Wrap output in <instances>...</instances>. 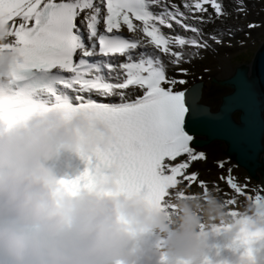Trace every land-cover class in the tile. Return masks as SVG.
<instances>
[{"label": "snow or ice", "instance_id": "6c2138e0", "mask_svg": "<svg viewBox=\"0 0 264 264\" xmlns=\"http://www.w3.org/2000/svg\"><path fill=\"white\" fill-rule=\"evenodd\" d=\"M234 11L246 14L242 3ZM230 15L218 0H183V9L165 0H0V54H12V78L22 79L29 70L57 73L56 82L74 105L57 97V106L87 111L111 130V143L82 154L88 167L75 179L60 181L66 191L90 189L114 169L123 192L143 194L149 203L161 205L169 190L183 183L222 194L233 215L239 212L238 198L264 215V187L239 183L229 161L220 160L217 167H227L220 179L232 194L218 184L210 187L191 170L207 160L196 147L192 123L224 116L202 103L203 84L189 86L192 73L183 65L203 60V53L216 54L214 46L231 47L224 37L234 35L232 29L208 30ZM196 79L202 82L204 76ZM17 99L19 108L0 111L9 126L34 109L19 94ZM261 240L264 231L242 228L234 247H243L251 260L252 246Z\"/></svg>", "mask_w": 264, "mask_h": 264}, {"label": "clouds", "instance_id": "9594fccd", "mask_svg": "<svg viewBox=\"0 0 264 264\" xmlns=\"http://www.w3.org/2000/svg\"><path fill=\"white\" fill-rule=\"evenodd\" d=\"M11 66L12 54H0L3 112L20 107ZM111 142L102 121L73 107L35 106L11 126L0 120V264H130V241L152 231L164 237L168 264H196L209 232L229 234L234 245L242 228L264 231L260 209L247 205L233 215L214 190L184 187L169 212L143 194L123 192L114 169L94 187L68 192L60 181L73 179H58L48 167L59 150L82 157ZM257 242L251 260L235 247L239 264H261Z\"/></svg>", "mask_w": 264, "mask_h": 264}, {"label": "water", "instance_id": "95a60500", "mask_svg": "<svg viewBox=\"0 0 264 264\" xmlns=\"http://www.w3.org/2000/svg\"><path fill=\"white\" fill-rule=\"evenodd\" d=\"M213 83L231 92L221 98L217 109L224 116L222 121L192 123L196 147L221 142L225 155L264 187V41L250 67L241 66L225 81ZM201 137L205 140L198 139Z\"/></svg>", "mask_w": 264, "mask_h": 264}, {"label": "bare ground", "instance_id": "6f19581e", "mask_svg": "<svg viewBox=\"0 0 264 264\" xmlns=\"http://www.w3.org/2000/svg\"><path fill=\"white\" fill-rule=\"evenodd\" d=\"M165 2H168L169 4H172V3L177 4L179 7H181V9H183V0H165ZM247 5L249 7H254V3L252 2L250 3L248 2ZM206 6L207 5H205V7ZM209 10H212L211 7L209 8ZM211 14L214 15V13H211ZM218 22L219 21H217V23ZM248 22L249 23H247V25L250 23L254 24L253 20H250ZM210 27L208 30H210ZM230 27H231L230 29H232L234 32V36L233 35L231 37L225 36L224 41H225V44H231V47L214 46L216 47V54L206 52V53H203L205 57L203 60L194 61L191 65H187V64L183 65V67L188 68L189 71L192 73L191 76L187 77V79L189 80V86H191L193 82L203 84V96L209 89L210 85L213 83V80L225 81L232 75L234 70L231 68V66L228 63L230 56L233 53H235V51L237 50V46H236L237 43H243V44L247 43L246 41H248L254 33L253 31L254 28L252 29L247 28V29L241 30V28L238 27L236 24ZM247 67H250V66H247ZM204 69H208V72H205ZM170 74L175 75V72L173 71ZM200 75L204 76V80L202 82L196 79ZM178 78H181V77H178ZM228 94L229 93L225 95H228ZM220 104L221 102L219 103V105ZM209 108L211 110L212 107H209ZM212 112L217 113L218 110L212 111ZM198 139L205 140L204 137H201ZM200 150L206 153L207 160L206 162H197L194 165V168L191 170L197 171L199 179H202L205 182H207L210 187L213 184H218L222 188L223 191H226L229 194H231L230 190L227 188L226 183L220 179L221 176L227 175V167L224 169H220L217 167V162L220 160H225V161L230 162L228 166H231L233 168L232 174L235 178H237L239 183L244 184L245 182H247L249 189L258 187L256 183L250 184L247 173L244 172L242 169H240L233 160H231L225 155V151H224L225 147L221 144V142H212L210 145L203 146V149H200ZM179 186H180L179 188L180 191H181V188L185 187L184 184L179 185ZM190 190L201 191L199 187L196 185H193V187ZM217 194L219 197L222 198L223 202L225 203L226 197H224L220 193H217ZM173 199L174 198L171 199V203ZM170 205L166 209L169 212H171L172 210ZM245 207L246 206L243 204V201L241 199H238V204L235 206V209H237L238 211H242Z\"/></svg>", "mask_w": 264, "mask_h": 264}, {"label": "rangeland", "instance_id": "374dc122", "mask_svg": "<svg viewBox=\"0 0 264 264\" xmlns=\"http://www.w3.org/2000/svg\"><path fill=\"white\" fill-rule=\"evenodd\" d=\"M218 2L222 3L231 15L224 21L223 24L216 22L215 25L210 27V30L212 27L231 28L230 26L234 24L240 27L241 30H244L248 28L247 23H249L248 21L250 20H253L254 24L258 25V27H254V33L252 37L246 41L247 43H237V50L230 56L228 61L233 70L241 66H250L253 61L254 54L258 50L257 46H259V44L263 41L261 32L264 28V0H218ZM248 2L254 3V7H249L247 5ZM239 3H242L246 10V14H237L234 11V8H236ZM206 7L209 10L210 5H207ZM209 13H214V11L209 10ZM230 92V89L212 83L207 92L204 94L202 103L206 106L212 107L211 111H216L219 103L221 102V97ZM234 117L237 118V115L235 114ZM248 179L250 184L256 183L258 186L257 188H260L259 182L250 177Z\"/></svg>", "mask_w": 264, "mask_h": 264}, {"label": "flooded vegetation", "instance_id": "af4514ba", "mask_svg": "<svg viewBox=\"0 0 264 264\" xmlns=\"http://www.w3.org/2000/svg\"><path fill=\"white\" fill-rule=\"evenodd\" d=\"M263 31H264V28H263V30H262V32H261V34H262V39H263V41H264V33H263ZM261 46V44H259V46H257V49L259 48Z\"/></svg>", "mask_w": 264, "mask_h": 264}]
</instances>
